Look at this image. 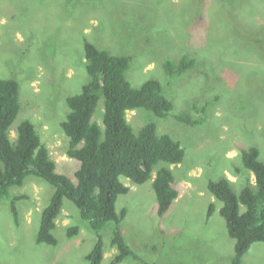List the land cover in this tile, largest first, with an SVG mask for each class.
Segmentation results:
<instances>
[{
	"label": "rangeland",
	"instance_id": "374dc122",
	"mask_svg": "<svg viewBox=\"0 0 264 264\" xmlns=\"http://www.w3.org/2000/svg\"><path fill=\"white\" fill-rule=\"evenodd\" d=\"M85 40L131 57L126 76L134 87L150 79L162 83L174 104L170 115L160 118L136 109L127 118L137 133L156 123L160 135H171L186 150L183 163L155 168L156 176L163 165L174 167L180 190L162 217L151 180L138 185L122 178L132 188L119 197L117 211L128 209L121 230L135 255L121 264H231L235 240L219 211L222 202L212 200L206 185L228 177L240 193L250 181L254 184L253 172L242 162L243 148L259 147L264 162V0H0V78L17 79L21 91L11 138L16 140L23 121H32L57 172L75 183L80 161L68 156L61 123L70 112L67 97L81 93L90 80ZM184 56L196 61L194 67L180 75L168 73L167 61L177 63ZM104 112L102 97L94 115L102 129ZM185 113L197 123L176 119ZM54 192L45 179L31 175L3 198L0 264H89L97 238L68 199L54 230L58 245L36 241ZM17 196L22 197L16 202L19 223L11 209ZM211 204L215 209L209 216ZM74 226L79 233L70 236ZM115 227L110 221L101 231L102 264H110L117 252ZM243 264H264L263 242L253 245Z\"/></svg>",
	"mask_w": 264,
	"mask_h": 264
},
{
	"label": "trees",
	"instance_id": "16d2710c",
	"mask_svg": "<svg viewBox=\"0 0 264 264\" xmlns=\"http://www.w3.org/2000/svg\"><path fill=\"white\" fill-rule=\"evenodd\" d=\"M86 69L90 80L81 93L67 97L70 108L62 128L69 139L67 154L80 161L75 176L77 183L57 172L56 161L30 120L18 127L17 138H11V128L21 111L20 83L15 78H0V202L10 197L11 189L22 186L27 177L35 175L55 187V192L42 213L36 241L38 244L57 246L54 230L62 212L64 200L72 201L80 210L81 218L89 223L97 241L87 255L89 264H102L105 254V225L114 221L112 245L117 252L110 264H121L135 253L128 245L121 223L128 214L124 208L117 211L121 195L130 192V186L122 178L143 185L153 178L160 163L181 164L186 150L179 140L169 134H159L156 123H148L137 133L127 118V112L146 109L160 118H166L174 110V104L164 94V87L157 79L146 81L136 88L128 80L126 72L132 58L114 55L85 40ZM196 61L184 56L179 62L167 61L168 73L180 75L193 68ZM104 99V129L94 115L101 98ZM189 114L176 115V119L195 125ZM259 147L243 148L242 162L253 172L255 183L248 184L237 193L228 177L207 182V188L222 202L220 213L226 221L228 233L235 240V253L231 264H243V259L254 244L264 243V162ZM239 171V169L237 168ZM173 170L163 165L153 182L157 195L158 215L167 214L180 190L175 186ZM17 196L11 209L19 223ZM245 206V212L241 207ZM211 204L209 216L214 212ZM79 233V227L69 230V235Z\"/></svg>",
	"mask_w": 264,
	"mask_h": 264
},
{
	"label": "crops",
	"instance_id": "0c3cea01",
	"mask_svg": "<svg viewBox=\"0 0 264 264\" xmlns=\"http://www.w3.org/2000/svg\"><path fill=\"white\" fill-rule=\"evenodd\" d=\"M171 169L173 170L174 167L171 168ZM153 174H154V173H153ZM191 175H192V173H189V176H191ZM199 175L202 176V172H200ZM154 176H155V175H153V179H151V181H152V183H151V184H152V187H153L154 179H155V177H156V176H155V177H154ZM147 183H148V182H147ZM126 184H127V183H126ZM127 185H128V186H131V185H129V184H127ZM206 187H207V185H206ZM130 188H132V187H130ZM211 198H212L213 201H216V200H217L213 194H212ZM220 205H221V206L219 207V211H220V209H221V207H222V204H220ZM245 256H246V255H245Z\"/></svg>",
	"mask_w": 264,
	"mask_h": 264
}]
</instances>
